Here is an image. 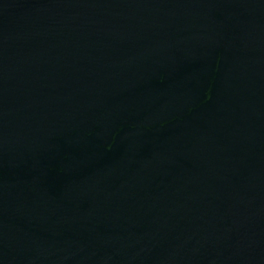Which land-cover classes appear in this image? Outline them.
<instances>
[{"label": "water", "instance_id": "1", "mask_svg": "<svg viewBox=\"0 0 264 264\" xmlns=\"http://www.w3.org/2000/svg\"><path fill=\"white\" fill-rule=\"evenodd\" d=\"M0 264H264V0H0Z\"/></svg>", "mask_w": 264, "mask_h": 264}]
</instances>
